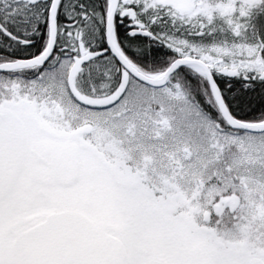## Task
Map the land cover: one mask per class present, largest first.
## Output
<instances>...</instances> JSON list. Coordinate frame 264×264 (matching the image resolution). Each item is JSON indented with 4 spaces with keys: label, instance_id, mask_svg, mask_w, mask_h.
Listing matches in <instances>:
<instances>
[{
    "label": "snow or ice",
    "instance_id": "snow-or-ice-1",
    "mask_svg": "<svg viewBox=\"0 0 264 264\" xmlns=\"http://www.w3.org/2000/svg\"><path fill=\"white\" fill-rule=\"evenodd\" d=\"M0 264H264V0H0Z\"/></svg>",
    "mask_w": 264,
    "mask_h": 264
}]
</instances>
